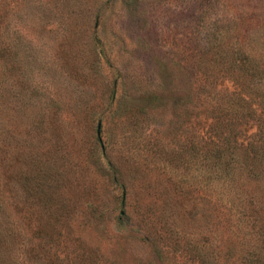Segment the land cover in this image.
Masks as SVG:
<instances>
[{
	"label": "rangeland",
	"instance_id": "rangeland-1",
	"mask_svg": "<svg viewBox=\"0 0 264 264\" xmlns=\"http://www.w3.org/2000/svg\"><path fill=\"white\" fill-rule=\"evenodd\" d=\"M254 30L264 0H0V180L17 224L0 264H208L192 56L240 42L264 64ZM203 57L194 86L219 73Z\"/></svg>",
	"mask_w": 264,
	"mask_h": 264
},
{
	"label": "trees",
	"instance_id": "trees-1",
	"mask_svg": "<svg viewBox=\"0 0 264 264\" xmlns=\"http://www.w3.org/2000/svg\"><path fill=\"white\" fill-rule=\"evenodd\" d=\"M254 33L261 35L260 42H264V33L254 30L250 35ZM220 43L216 51L211 43L194 48L193 70L188 78L193 85L189 95L197 99L192 104L193 108L200 113L199 117L204 118L206 130L198 161L207 180L205 260L208 264H264L262 53L250 46L244 48L240 42L230 45ZM207 52L220 58L219 73L204 71L199 76L201 82L194 86L197 84L198 65H203L201 60L205 59L203 56ZM205 67L208 68V65ZM224 80H229L231 87L225 94L215 88ZM195 120L194 123L198 124L199 120ZM199 145L193 143L194 154H197ZM1 184L0 180V235H7L16 230L17 224L10 210V194L3 193ZM22 190L27 192L26 187ZM218 194L220 197H215ZM24 216L23 213L21 217L28 221V217Z\"/></svg>",
	"mask_w": 264,
	"mask_h": 264
},
{
	"label": "water",
	"instance_id": "water-1",
	"mask_svg": "<svg viewBox=\"0 0 264 264\" xmlns=\"http://www.w3.org/2000/svg\"><path fill=\"white\" fill-rule=\"evenodd\" d=\"M98 126H99V124L97 123V129H96V133H98Z\"/></svg>",
	"mask_w": 264,
	"mask_h": 264
}]
</instances>
